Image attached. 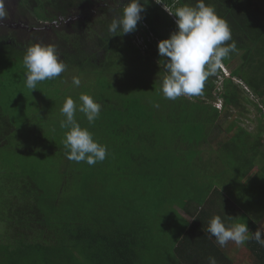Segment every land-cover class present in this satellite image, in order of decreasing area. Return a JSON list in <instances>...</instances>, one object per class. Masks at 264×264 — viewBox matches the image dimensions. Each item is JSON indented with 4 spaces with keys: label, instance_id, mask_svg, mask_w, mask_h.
Returning a JSON list of instances; mask_svg holds the SVG:
<instances>
[{
    "label": "trees",
    "instance_id": "1",
    "mask_svg": "<svg viewBox=\"0 0 264 264\" xmlns=\"http://www.w3.org/2000/svg\"><path fill=\"white\" fill-rule=\"evenodd\" d=\"M146 2L135 31L111 36L109 25L122 12L118 0H5L8 16L0 20V264H209V257L233 264L237 245L229 241L220 247L206 229L215 214L225 212L214 211L223 184L245 180L251 170L237 168L231 178L229 163L255 159V150L264 144V124H257L256 135L243 126L244 102L254 103L234 81L238 72L225 75L221 67L207 78L200 95L163 96L167 73L158 43L177 30L166 7L174 12L196 0ZM205 2L228 24V43H236L223 64L241 50L242 56L250 52L264 36L262 0ZM35 43L54 46L66 67L31 90L25 86L23 57ZM73 77L89 82L86 94L102 105L93 125L82 112L76 118L107 146L105 160L95 165L67 159L61 105V119L55 118L54 103L67 94L74 99ZM63 86L68 90L60 96L55 90ZM5 95L9 104L2 101ZM20 96L27 101L19 109L11 106ZM218 98L221 108L214 104ZM34 99L42 101L40 112L30 102ZM47 125L55 131H44ZM44 137L54 148H39L38 139ZM257 188L254 180L244 182L239 203L257 205ZM232 213L237 223H247L250 236L264 230L256 218ZM159 244L171 252L159 251V258L158 251L148 253ZM245 245L253 264H264V246L254 238Z\"/></svg>",
    "mask_w": 264,
    "mask_h": 264
},
{
    "label": "clouds",
    "instance_id": "2",
    "mask_svg": "<svg viewBox=\"0 0 264 264\" xmlns=\"http://www.w3.org/2000/svg\"><path fill=\"white\" fill-rule=\"evenodd\" d=\"M156 2L161 3L160 0ZM118 3L122 6V12L114 16L109 25L111 36L135 31L142 18L144 3L147 2L128 0L127 3H122V0H118ZM166 10L176 17L177 30L158 43L159 56L163 58L167 73L162 78L161 92L170 100L180 96L200 95L207 78L222 66L224 58L237 50L236 43H228L232 40L228 24L205 0H196L194 6L178 7L174 12ZM7 16L5 0H0V20ZM23 64L26 68L25 86L31 90L38 89V82L59 77L66 67L54 46L40 43L32 44L26 49ZM72 83L79 87L81 80L73 77ZM79 101L77 104L69 96L61 108L65 119L60 126L68 129L64 147L69 150L67 159L70 161L95 165L105 160L107 146L96 141L88 128L81 127L75 119V113L82 112L89 125H93L101 113L102 105L86 93L79 96ZM206 231L215 237L220 247H224L229 241L242 245L253 238L264 246V230L258 228L250 236L246 222L226 225L219 215L210 220ZM209 264H217L215 257H209Z\"/></svg>",
    "mask_w": 264,
    "mask_h": 264
},
{
    "label": "crops",
    "instance_id": "3",
    "mask_svg": "<svg viewBox=\"0 0 264 264\" xmlns=\"http://www.w3.org/2000/svg\"><path fill=\"white\" fill-rule=\"evenodd\" d=\"M242 54L243 51L241 50L239 54H237V57L235 59L224 63V66L229 72H238L236 75H234L235 77H233L234 81L238 83L242 90H244V93H251V95H253L252 98L254 100L250 98V96L249 99H251L252 103L254 104L244 102L245 109H243L242 115L240 113V120L242 121V124L245 121L243 126H246V128L251 131V133L256 135L259 131V128H257V124L260 121L264 124V116L259 107V104H262L264 106V70L260 69L261 65H264V36L257 43V45L250 50V52L244 54L245 56H242ZM248 68L252 69L251 77H247L244 75V71ZM217 88L219 87L217 86ZM219 99L220 98L216 99L214 104ZM240 108L243 107L241 106ZM249 123L252 124V126ZM261 136L264 137V131L261 133ZM255 152L258 153L257 155H255V159H252V157H250L249 159H242L240 161L229 163L228 167H230L234 172L232 176L230 173L231 178H233L234 175L237 174L236 171H234L237 168H249L251 170L248 173V176L244 178L245 180H242V178L240 177L236 180H233V178L231 181L228 182L227 180L225 184H223L225 190L223 194L226 198L224 201V207L225 210L233 216V218L231 219L234 220H231V224L237 223L236 218L238 217L236 214H240V216L242 214L245 217L256 218V222L258 223V225L264 228V220L260 219V217L264 216V144L257 148ZM252 180H254L256 186L258 187L256 189L257 194L255 195V197L256 199L260 200L259 203L254 206H251L250 204L239 203V200H241V194L239 195L238 193H240V189H242V184L244 182L249 183V181L251 182ZM215 200L216 203H218L217 198H215ZM232 212H235L236 216H234ZM184 213L186 214V216L188 215L185 211ZM191 220H193L192 217ZM229 244L231 243L229 242ZM246 248L247 247L245 243L242 245H237L236 252L235 254L233 253V264H253L251 260V253L247 252ZM239 254H241V256H239ZM175 264L181 263L178 261L175 262Z\"/></svg>",
    "mask_w": 264,
    "mask_h": 264
},
{
    "label": "rangeland",
    "instance_id": "4",
    "mask_svg": "<svg viewBox=\"0 0 264 264\" xmlns=\"http://www.w3.org/2000/svg\"><path fill=\"white\" fill-rule=\"evenodd\" d=\"M263 1V3H262V5H264V0H262ZM14 4V2L12 1L11 2V6ZM136 44H138V45H140L141 43H140V41H137L136 42ZM260 69H262V70H264V65L262 64L261 65V67H260ZM251 73H252V69H247V70H245L244 71V75L245 76H247V77H251ZM70 77V76H69ZM73 80V78H71V81ZM89 82H85V81H81V84H80V86L79 87H77V86H75V85H73V87H72V89L71 88H69L70 89V93L74 90L75 91V96H74V101H76L77 103H80V101H79V96L82 94V93H87V91H89L90 90V87H91V85H90V87L88 88V86H89ZM25 90H28V89H25ZM67 90H68V88H67V86H63V88H62V90H60V89H56L55 90V92H57V93H59V95L61 96V95H63V93H65V92H67ZM31 92V91H30ZM247 94V93H246ZM68 95V94H67ZM66 95V97L65 98H67L68 96ZM248 95V97L250 96V98H252V96L253 95H251V93L249 94H247ZM64 96V95H63ZM6 97H8V96H6L5 95V97L3 98L2 97V101L4 102V103H6V104H9V103H7L8 102V98H6ZM25 98H21V96H20V98H18V103L17 104H12L11 106H13V107H17L18 109L21 107V105H22V103L23 102H26L27 100H24ZM253 99V98H252ZM254 100V99H253ZM32 104H37L36 106H37V110H38V112H40L39 110L40 109H42V101L40 100V99H34V100H31L30 101ZM65 102V99L63 100V101H61V102H56V103H54L55 104V109H54V112H55V115H57L55 118L56 119H61V114L59 113V105H63V103ZM53 104V105H54ZM3 105H5V104H3ZM6 107H8L7 105H5ZM81 114V112H79V111H77L76 113H75V119L79 116ZM65 119V117L63 116L62 117V119L61 120H64ZM24 121V119L23 118H21V120H20V122L22 123ZM241 121V120H240ZM17 123V125L19 126V127H22V124L21 123H19V122H16ZM245 123V121L243 122V124ZM250 124V123H249ZM54 125V124H53ZM251 126H252V124H250ZM250 125H248V126H250ZM55 126V125H54ZM44 131H55L54 130V128L52 127V126H50V125H47V126H45L44 127ZM52 134H49V136H51ZM38 145L40 146L39 148H41V147H43V148H46V149H51V148H54V147H52V145L50 144V140H49V138H43V139H38ZM1 167V166H0ZM234 172H233V170H231V175L233 174ZM188 187H190L189 188V191H192L193 192V189L191 188L192 186L190 185V186H188ZM225 196H224V194H223V196L221 197V199H219L220 200V202L219 203H217V205H216V207L214 208V211H216V212H220V213H222L223 212V210L225 211V212H223V214H222V216H220L221 217V219L223 220V222L226 224V225H231V221H229V219H230V216H229V214H228V211H226L225 210V208H223V203H224V201H225ZM180 211H181V213L182 214H184L185 216H186V214L184 213V211H182L181 209H180ZM215 216H217V214H215ZM189 220H191V217L189 216V215H187L186 216ZM245 218H249V217H245ZM260 219L261 220H264V216L263 217H260ZM263 225H264V222H263ZM165 246V247H164ZM164 246H162L161 244H159V246H154V245H152L150 248H149V251H148V253H152V252H156V251H158L156 254H155V256L156 257H160V254H159V251H164L165 252V254L167 253V251H169V252H171V248L170 247H167V245H164ZM239 256H241V254H239Z\"/></svg>",
    "mask_w": 264,
    "mask_h": 264
},
{
    "label": "built area",
    "instance_id": "5",
    "mask_svg": "<svg viewBox=\"0 0 264 264\" xmlns=\"http://www.w3.org/2000/svg\"><path fill=\"white\" fill-rule=\"evenodd\" d=\"M173 17H174V19H176L175 16H173ZM137 41H140V43H141L140 45L143 44V39H142L141 37H137L136 42H137ZM159 42H160V41H159ZM221 68H222V71L224 72L225 75H229V71L225 68L223 62H222V66H221ZM218 83H219V85L221 86V78L219 79ZM215 104H216V106H217L218 108H221V107H222V104H223L222 99L220 98ZM260 107H261V110H262V114H263V116H264V106H263L262 104H260Z\"/></svg>",
    "mask_w": 264,
    "mask_h": 264
},
{
    "label": "flooded vegetation",
    "instance_id": "6",
    "mask_svg": "<svg viewBox=\"0 0 264 264\" xmlns=\"http://www.w3.org/2000/svg\"><path fill=\"white\" fill-rule=\"evenodd\" d=\"M14 3H15V1H14ZM13 5H14V4H13ZM13 5H12V6H13ZM21 18H22V17H21ZM22 19H23V18H22ZM8 20L11 21L12 23H16V22L14 21L15 18H13V17L9 18Z\"/></svg>",
    "mask_w": 264,
    "mask_h": 264
}]
</instances>
